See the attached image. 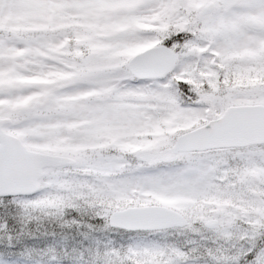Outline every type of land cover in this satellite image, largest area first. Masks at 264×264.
<instances>
[{
	"label": "snow or ice",
	"instance_id": "6c2138e0",
	"mask_svg": "<svg viewBox=\"0 0 264 264\" xmlns=\"http://www.w3.org/2000/svg\"><path fill=\"white\" fill-rule=\"evenodd\" d=\"M0 264H264V0H0Z\"/></svg>",
	"mask_w": 264,
	"mask_h": 264
}]
</instances>
